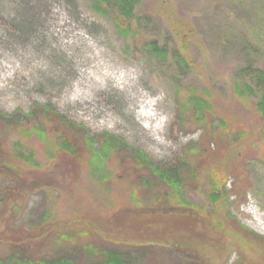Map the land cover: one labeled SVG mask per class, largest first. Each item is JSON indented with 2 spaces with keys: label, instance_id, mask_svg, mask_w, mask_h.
<instances>
[{
  "label": "rangeland",
  "instance_id": "rangeland-1",
  "mask_svg": "<svg viewBox=\"0 0 264 264\" xmlns=\"http://www.w3.org/2000/svg\"><path fill=\"white\" fill-rule=\"evenodd\" d=\"M100 64L119 77L132 71L130 82L146 95L143 99H160L153 124L166 123L163 132L139 126L141 102H132V92L121 91L115 80L95 86L93 80L88 89L91 83L81 71L94 75ZM248 65L264 69V0H140L133 19L114 9L97 11L94 0H0V111L14 118L0 119V142L12 158L16 149L33 151L38 165L29 168L19 161V172L0 178V264L62 257L97 264L95 253L80 245L98 238L83 235L76 243L59 234L81 226L84 215L89 221L99 218L106 226L97 234L105 238L101 242L136 264H264V117L256 106L258 95L240 100L234 92L235 80L247 78ZM194 89L208 92L204 119L188 99ZM42 107L53 110L54 123L45 124L42 138L22 133L37 123L42 127ZM58 115L68 121L59 133ZM23 117L27 120L17 125ZM224 124L230 133L219 151L216 133ZM243 129L249 147L238 146ZM63 132L96 140L108 133L154 162L195 167L196 184L184 196L207 212L214 208L208 196L210 168L197 150L205 146L208 153L209 147L212 160L223 161L230 172L226 205L232 220L259 234L263 243L201 223L187 228L183 218L168 234L165 220L151 224L121 196L135 183L118 185L116 195L107 191L111 178L126 173L116 162L98 168L68 165L70 158L58 150ZM230 145L238 146L234 153ZM231 164L239 170L232 171ZM99 178L104 184H97ZM128 208L136 216L123 212L112 218Z\"/></svg>",
  "mask_w": 264,
  "mask_h": 264
},
{
  "label": "trees",
  "instance_id": "trees-1",
  "mask_svg": "<svg viewBox=\"0 0 264 264\" xmlns=\"http://www.w3.org/2000/svg\"><path fill=\"white\" fill-rule=\"evenodd\" d=\"M139 2L140 0H94V8L101 12L114 9L122 17L126 19H133L135 17L136 6ZM151 45L158 56H163L164 50L162 48L158 47L156 43H152ZM243 72L247 78L235 80V96L241 100L252 95H258L256 106L264 117V69L255 67V65H248L243 68ZM189 92L190 95L188 99L196 110L194 112H198L200 119H204V110L206 109V104L208 103L204 94L208 95V92L206 90L198 89H194ZM43 109L45 112V121H42L43 128L39 123H37L34 126L22 129V133L31 135L34 134L41 136V138L43 137L42 131H45V124L54 123L51 112L53 110L48 107H44ZM58 116V119L60 120H57L56 126L59 133L63 129L61 125L63 124L65 125L64 127H66L68 121L64 116ZM0 119L7 122H13L12 119L14 118L11 114H3L0 111ZM26 120V117H23L20 120L18 119L17 125H20V123ZM245 131L246 130L243 129L239 133L240 137L242 139L244 138V142H241L238 146L245 144L246 147H249V144H247L248 142L246 143L245 137L247 136V133ZM229 133L228 124L225 125L223 130L216 133L215 140L217 147L221 146V144L228 139ZM260 133L262 135L264 134V128L261 129ZM82 137H84L83 140ZM255 138L256 137L254 136L252 140ZM57 140H59V152L62 153L64 158H70L68 165L74 166L77 169L84 164L92 168H98L106 165V162H116L117 167L126 173H123L120 177L111 178V184L107 191L116 195L117 192L115 190L118 185L125 186L126 181L135 183L136 187L132 188L131 191L122 192L121 196H124L127 200H129V204H127L128 206H136L137 210L140 209L138 211L146 213V216L150 218L151 224L165 220L167 233L170 230H172L170 232L176 230L174 223L178 219L183 218L185 222H188L189 224L187 228L194 229L197 224L201 223L209 230H218L222 232L233 230L237 233V235L246 238L248 241L260 244L263 243V238L259 234L250 231L243 225H239L236 220H232L229 206L226 205L230 192L232 191H227L226 189V183L228 182L227 176H229L228 174H230V172L228 173V170L226 169L227 165H225L223 161L212 160L215 155H212L213 153L210 151L209 147L208 153L206 152V149H204L205 146L203 149L197 150L198 154H200L199 156H205V162H208L206 165H209L210 168L207 173L210 186L208 196L214 208L212 211L207 212V208L205 206L191 202L184 196L185 191L192 185L194 186L196 184L194 180L197 179L199 171L195 167L190 168V170H184V166H182V164L181 166H165L154 162L148 158L142 149L132 147L126 143H121L119 138L108 133L102 134L100 138L96 140L85 133L75 137L68 132H63ZM97 143L99 148L96 147ZM238 146H236V148ZM231 148L232 149L229 151L232 153L237 150L235 146L234 148ZM220 149L221 148L219 147L218 150L220 151ZM16 150L17 153H15V157L12 158L10 157L9 149H6V144L0 142L1 179H5V177L10 173L19 172L18 170L21 168L20 164L17 165L19 161H24L29 168H31V166L34 168H36L35 166H38L36 163V155L33 151L21 152L20 149ZM186 154V158L182 161L184 165L188 162V153ZM71 161L74 164H71ZM89 162H91V165H89ZM231 166L233 167L232 171L237 172L239 170L238 165L231 164ZM229 171L231 170L229 169ZM105 180L106 179L104 178H99L96 182L100 185L104 184ZM160 186L162 187L160 188ZM153 197H155V199H153ZM97 210H100V207ZM123 212L127 215L136 216L135 211L128 208L125 211H120L115 214L112 218L116 219L118 216L123 214ZM84 216L81 217L83 221L81 226H77L76 228L71 227V229L73 228L72 230L60 232L59 234L61 238L68 240L71 239V241L74 240L76 243H79L78 237L83 235L88 237L90 236L92 239L98 238L95 242L91 243V245H80L81 250L95 253L98 260L97 264H136L134 260L127 259L124 255H122L120 250L111 249L105 245L103 243L105 238L102 239L97 236L98 231L106 230V226L102 224L99 218H92V220L89 221V216L86 215L85 218ZM188 237L189 235H187L186 238ZM29 264L75 263L66 257H62L59 260L40 259L36 262L35 260H30Z\"/></svg>",
  "mask_w": 264,
  "mask_h": 264
},
{
  "label": "bare ground",
  "instance_id": "bare-ground-1",
  "mask_svg": "<svg viewBox=\"0 0 264 264\" xmlns=\"http://www.w3.org/2000/svg\"><path fill=\"white\" fill-rule=\"evenodd\" d=\"M96 57V56H95ZM100 67V71L99 72H94V75L90 74V71L88 70H83L81 71L86 84L87 81H90L91 84H89L88 89L92 90V81L94 80V85L96 84L100 85L102 82H107L109 80H115L116 85H119V89H121V91H123L124 93L129 92L128 94H130V91L132 92L133 97L131 96V100L132 102L136 101V104H142L143 109L142 111L138 112V124L141 128L150 131V133L156 131V132H163V130L165 129L166 123H164L163 121H157L158 125H154L153 121L154 119L157 120L158 117V109H159V103H160V99H151V100H144L143 98H145L146 95H144L143 93H138L136 91V89L133 87L132 82V76H131V72L130 70L124 71L123 75L121 77H119L118 72L115 71H111L110 69L108 70H102L103 66L102 64L99 65ZM131 81V82H130ZM103 84V83H102ZM105 85V84H103ZM130 90V91H129ZM136 92V93H135ZM146 101V102H145ZM131 110V109H130ZM134 110V108H133ZM132 111V110H131ZM144 122H147V125L144 124Z\"/></svg>",
  "mask_w": 264,
  "mask_h": 264
}]
</instances>
